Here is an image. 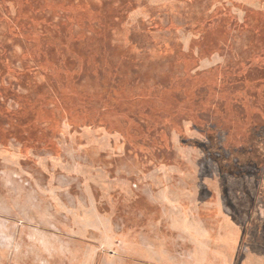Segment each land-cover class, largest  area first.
Here are the masks:
<instances>
[{"label": "rangeland", "instance_id": "rangeland-1", "mask_svg": "<svg viewBox=\"0 0 264 264\" xmlns=\"http://www.w3.org/2000/svg\"><path fill=\"white\" fill-rule=\"evenodd\" d=\"M215 67L264 77V0H0V264H264Z\"/></svg>", "mask_w": 264, "mask_h": 264}, {"label": "crops", "instance_id": "crops-1", "mask_svg": "<svg viewBox=\"0 0 264 264\" xmlns=\"http://www.w3.org/2000/svg\"><path fill=\"white\" fill-rule=\"evenodd\" d=\"M257 54L255 51L250 57L253 59L258 58ZM193 74L192 76H194ZM228 75L235 82H238L236 85L239 84L240 88L234 89L236 85L233 84L232 89L223 88L220 82V90L216 87L210 88L208 97H206L210 109L208 110L210 118L217 120L216 127L209 126L211 127L210 141L213 146L212 149L217 151L220 148V140L216 137L217 132L213 135L212 130L221 128L225 131L222 142L225 147L219 149V154L220 152L221 154L218 159L227 165L225 168V173H228L227 182L229 183L230 179L236 180L235 177L240 176V189L243 193H264V77L260 78L259 81L254 74L251 76L246 74L245 77H242L243 73L240 72L226 71L224 74L220 67H215L206 77L210 80L221 81L223 79L227 80ZM196 76L190 78L191 81L200 79ZM223 76L225 78H222ZM242 78H246L243 83ZM193 86H195V83ZM190 115L191 124L195 128H202L206 125V122L200 117L196 118L194 114ZM253 173H255L258 183L255 187L250 183V181L252 182L251 174Z\"/></svg>", "mask_w": 264, "mask_h": 264}]
</instances>
